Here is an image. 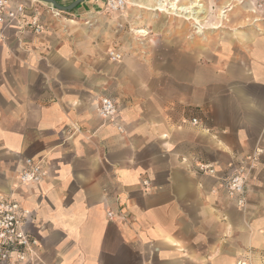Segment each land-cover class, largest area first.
I'll list each match as a JSON object with an SVG mask.
<instances>
[{
	"label": "crops",
	"instance_id": "crops-1",
	"mask_svg": "<svg viewBox=\"0 0 264 264\" xmlns=\"http://www.w3.org/2000/svg\"><path fill=\"white\" fill-rule=\"evenodd\" d=\"M133 1L39 0L42 33L2 28L0 193L28 212L37 264H264V30L193 35L178 13L154 30L156 0ZM256 149L241 208L220 180ZM26 158L46 177L20 184Z\"/></svg>",
	"mask_w": 264,
	"mask_h": 264
},
{
	"label": "built area",
	"instance_id": "built-area-1",
	"mask_svg": "<svg viewBox=\"0 0 264 264\" xmlns=\"http://www.w3.org/2000/svg\"><path fill=\"white\" fill-rule=\"evenodd\" d=\"M39 0H19L12 5L11 0H0V39H4L2 28L16 22L22 29H28L33 34L42 33L46 25L37 16L35 5ZM125 0H106V7L109 10H119L125 5ZM48 10L57 16L59 11L52 5ZM29 15V17H27ZM109 57L113 61L121 59L120 52L109 51ZM99 115L103 119H110L117 115V108L110 98H102L98 106ZM193 123L197 120L193 119ZM260 149H256L251 154L246 155L225 178L220 180V184L227 196L235 199L237 206L243 208L246 204L247 181L259 159ZM200 172L215 174L216 170L211 164L201 163L198 165ZM46 170L39 162L32 158L25 159L24 169L20 172L18 179L20 184H30L39 182L46 177ZM145 184H147L145 182ZM27 211L20 202L10 193H0V261L15 260L24 262L28 260L30 264H37V250L39 241L25 229V219ZM111 213H109V216ZM244 264V263H239Z\"/></svg>",
	"mask_w": 264,
	"mask_h": 264
},
{
	"label": "rangeland",
	"instance_id": "rangeland-1",
	"mask_svg": "<svg viewBox=\"0 0 264 264\" xmlns=\"http://www.w3.org/2000/svg\"><path fill=\"white\" fill-rule=\"evenodd\" d=\"M168 1L170 2L172 0ZM173 1L178 4H192L194 2H197V0ZM153 2L154 0H150V3ZM200 3L203 4L202 11L197 13L196 17L193 18L192 16H189L188 18L195 21L196 27L200 26V28L202 29L201 25L203 24L204 32L209 33L211 36L218 34L219 31L224 32V30L227 31L229 28H240V26L244 27L245 25L247 26L246 28H255V26H257L258 32L264 30V26H262L264 25V0H200ZM104 5V9L107 12L125 11L127 6H129L127 3H125L122 9L109 10L106 7V0H104ZM225 5H228V9L224 13H221L220 10ZM147 14L152 21L150 22V25H153L151 28H153L154 30L161 29L154 27L161 24L163 21H169L168 24H170V20L173 18L182 19L178 16L168 13L167 11H147ZM188 29L193 35H200L196 32V30L201 31V29H195L192 24L188 26Z\"/></svg>",
	"mask_w": 264,
	"mask_h": 264
},
{
	"label": "bare ground",
	"instance_id": "bare-ground-1",
	"mask_svg": "<svg viewBox=\"0 0 264 264\" xmlns=\"http://www.w3.org/2000/svg\"><path fill=\"white\" fill-rule=\"evenodd\" d=\"M125 2L126 3H128V2L129 3H136L133 0L132 1H130V0L126 1L125 0ZM155 2H156L157 8H159L163 11H167L169 13L182 14V16H184L186 18H188L189 16H192L193 18L196 17L197 13H199L203 9L202 8L203 4L200 3V0H197V2H194V3L189 4V5H177L173 0L170 2L168 0H156ZM170 6H171V8H169ZM227 7H228V5L223 6L222 9L220 10L221 13H224L225 11H227V9H228ZM197 28L201 29L200 26H197Z\"/></svg>",
	"mask_w": 264,
	"mask_h": 264
},
{
	"label": "water",
	"instance_id": "water-1",
	"mask_svg": "<svg viewBox=\"0 0 264 264\" xmlns=\"http://www.w3.org/2000/svg\"><path fill=\"white\" fill-rule=\"evenodd\" d=\"M40 1L46 2L50 5H52L55 9H57L59 11L70 12L71 10H73L78 4H80L84 0H74L73 2H71L68 5L59 4L56 0H40Z\"/></svg>",
	"mask_w": 264,
	"mask_h": 264
}]
</instances>
